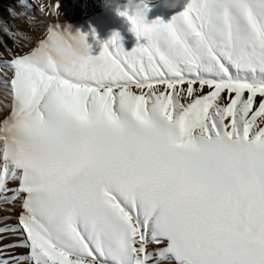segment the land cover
Masks as SVG:
<instances>
[{"label": "snow or ice", "instance_id": "1", "mask_svg": "<svg viewBox=\"0 0 264 264\" xmlns=\"http://www.w3.org/2000/svg\"><path fill=\"white\" fill-rule=\"evenodd\" d=\"M170 11L128 51L0 21V264H264V0Z\"/></svg>", "mask_w": 264, "mask_h": 264}, {"label": "bare ground", "instance_id": "2", "mask_svg": "<svg viewBox=\"0 0 264 264\" xmlns=\"http://www.w3.org/2000/svg\"><path fill=\"white\" fill-rule=\"evenodd\" d=\"M16 12L24 11V18H13L15 24L34 43L38 38H43L45 29L52 24H66L72 33L77 31L88 34L87 42L92 46V51L99 50L97 41H100L105 22H114L113 15L100 0H58L59 8L53 13L46 9L44 13L39 11V5L52 4L54 0H23L26 7L20 6V0H5ZM31 18V22L29 20ZM95 32V40L91 33ZM31 46V45H30ZM27 50V49H25ZM8 52L3 49V57ZM10 75L7 71H0V79ZM5 104H11V97L7 89L0 87V118L7 114L9 108ZM16 211H19L17 208Z\"/></svg>", "mask_w": 264, "mask_h": 264}, {"label": "rangeland", "instance_id": "3", "mask_svg": "<svg viewBox=\"0 0 264 264\" xmlns=\"http://www.w3.org/2000/svg\"><path fill=\"white\" fill-rule=\"evenodd\" d=\"M101 5L105 6L106 9L112 13L114 22H105L102 36H100V42L106 41L114 32L119 33L121 40L120 43L125 51L131 50L136 44L135 36L129 31V25L126 19L117 14L116 8L122 11L124 9L127 0H100ZM0 7L2 10L5 9L7 14V20H3L6 22L8 27L13 29H18L23 33L20 27H18L13 17L9 14V9H12L5 0H0ZM172 12L169 9H166L162 6L161 0H147V9L145 10L144 18L145 22H150L151 20L160 17L162 19L167 20ZM1 21V20H0ZM0 41L6 42L8 47H12V40L8 39L6 35L1 34ZM3 47H0V54L3 56Z\"/></svg>", "mask_w": 264, "mask_h": 264}, {"label": "clouds", "instance_id": "4", "mask_svg": "<svg viewBox=\"0 0 264 264\" xmlns=\"http://www.w3.org/2000/svg\"><path fill=\"white\" fill-rule=\"evenodd\" d=\"M162 6L166 9H174L179 7L180 0H161ZM147 5V0H127L124 8L127 9L130 15L137 19L144 18L145 6ZM117 14L120 11L119 7L116 8Z\"/></svg>", "mask_w": 264, "mask_h": 264}, {"label": "trees", "instance_id": "5", "mask_svg": "<svg viewBox=\"0 0 264 264\" xmlns=\"http://www.w3.org/2000/svg\"><path fill=\"white\" fill-rule=\"evenodd\" d=\"M7 12L4 10H2V8L0 7V20L3 21V20H7L6 18L8 17L7 16ZM2 34V31H0V36Z\"/></svg>", "mask_w": 264, "mask_h": 264}]
</instances>
